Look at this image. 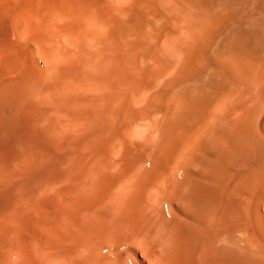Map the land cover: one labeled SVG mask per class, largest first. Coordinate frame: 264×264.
<instances>
[{
  "label": "bare ground",
  "instance_id": "1",
  "mask_svg": "<svg viewBox=\"0 0 264 264\" xmlns=\"http://www.w3.org/2000/svg\"><path fill=\"white\" fill-rule=\"evenodd\" d=\"M0 264H264V0H0Z\"/></svg>",
  "mask_w": 264,
  "mask_h": 264
}]
</instances>
